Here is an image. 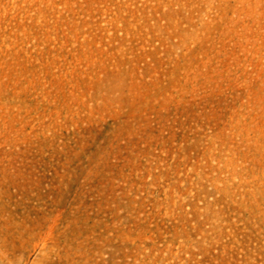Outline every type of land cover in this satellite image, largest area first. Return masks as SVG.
Returning <instances> with one entry per match:
<instances>
[{"label": "rangeland", "instance_id": "374dc122", "mask_svg": "<svg viewBox=\"0 0 264 264\" xmlns=\"http://www.w3.org/2000/svg\"><path fill=\"white\" fill-rule=\"evenodd\" d=\"M0 264H264V0H0Z\"/></svg>", "mask_w": 264, "mask_h": 264}]
</instances>
